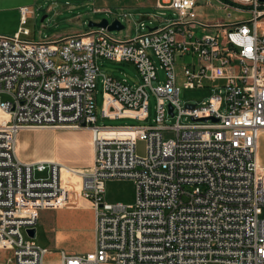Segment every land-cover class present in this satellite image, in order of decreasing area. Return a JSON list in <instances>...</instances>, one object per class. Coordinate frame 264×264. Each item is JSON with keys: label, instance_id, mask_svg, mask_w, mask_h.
<instances>
[{"label": "built area", "instance_id": "2783aa9c", "mask_svg": "<svg viewBox=\"0 0 264 264\" xmlns=\"http://www.w3.org/2000/svg\"><path fill=\"white\" fill-rule=\"evenodd\" d=\"M218 1L225 9L233 5ZM199 2L159 0L157 9L174 11L166 25L125 41L105 28L45 42L27 39L24 26L14 36L0 35V111L8 116L0 126V251L13 254L11 264H45L48 249L24 231L37 226L41 211L68 205L63 171L82 180V196L96 216V251L63 253V264H264V2L236 0L253 14L251 21L216 24L222 36L201 38L196 31L210 26L198 17ZM21 13L24 25L33 12ZM98 58L134 64L142 82L102 75ZM179 66L185 89L220 81L218 93L201 107L184 106ZM100 79L104 119L147 121L152 91L154 124L99 125ZM170 117L178 118L171 127ZM87 128L94 151L88 170L17 155L22 131ZM167 130L177 137L164 141ZM139 142L146 143L142 157ZM111 179L135 182L134 204L105 201Z\"/></svg>", "mask_w": 264, "mask_h": 264}, {"label": "rangeland", "instance_id": "374dc122", "mask_svg": "<svg viewBox=\"0 0 264 264\" xmlns=\"http://www.w3.org/2000/svg\"><path fill=\"white\" fill-rule=\"evenodd\" d=\"M229 4H233L231 8L225 7L218 0H200L196 12L199 19L210 26V28H203L196 31V36L201 38L207 34L223 35L224 28L216 29L213 26L221 24L225 26L241 24L251 21L253 14H251L247 7L235 2L236 0H221ZM238 1V0H237ZM157 0H0V35L14 36L19 28L24 26L29 29L31 35L27 39L35 42H45L60 39L75 34H84L92 30L89 27L90 22H101L102 20H109L111 23L119 20L125 26L122 31H114L112 35L118 40H128L138 35L149 32L151 29L161 28L166 25L168 18L174 15V11L170 9L159 10L156 8ZM241 7L242 10H237ZM22 8H28L33 13L29 14L26 18V23L22 24ZM99 9V11H95ZM263 23L260 26L259 33L264 35V18L261 19ZM145 24V30L142 29L141 24ZM249 26L254 30V24L250 23ZM191 61L188 57L185 63ZM97 64L99 65L102 75H111L120 80H127L130 85H139L142 82L141 75L132 63L128 62H115L105 58H98ZM182 65L183 62H178ZM180 88V98L183 105H199L200 107L204 102L208 101L212 96L218 93L222 82L216 81L211 83L210 87L185 89V77L182 67H178ZM160 78L165 80V72H159ZM156 85V84H155ZM149 119L147 121H138L133 119H118L110 120L102 117V109L104 106L105 87L101 79L98 82L96 89L97 99V117L98 124L101 126H145L154 124V119L157 117V97L152 91H149ZM7 95H2V101H8ZM4 114V113H2ZM1 120V116H0ZM178 118L170 117L166 122L169 127L177 124ZM192 123V120L182 119L183 124ZM47 133L48 135H63L67 140H72L70 136L74 134H86V141L90 139V133L85 130H32L31 133L37 132ZM46 134H37L34 137L37 148H29L23 152L19 151V137L17 154L20 160H26V157L39 156L42 157L50 153L51 148L48 146L47 150L43 146L49 142H53V138L46 140ZM177 133L172 130H167L163 133L164 141L175 139ZM261 138V137H260ZM260 145V141H259ZM69 150L67 148H60L54 150L55 154L74 158L77 153L72 146ZM88 151L91 153V143L88 142ZM146 143L139 142L137 146V154L139 156L145 155ZM86 153V151H85ZM82 156V154H81ZM32 161V160H31ZM24 162V161H23ZM34 162V161H32ZM84 170V169H79ZM47 174H37V177H46ZM105 201L109 204L123 203L132 205L137 199L136 184L132 179H111L105 184ZM39 222V221H38ZM25 235L26 232L24 231ZM37 242L45 246L43 243V236L37 237ZM114 264V263H108Z\"/></svg>", "mask_w": 264, "mask_h": 264}, {"label": "crops", "instance_id": "0c3cea01", "mask_svg": "<svg viewBox=\"0 0 264 264\" xmlns=\"http://www.w3.org/2000/svg\"><path fill=\"white\" fill-rule=\"evenodd\" d=\"M84 130L90 133L91 142L90 139L89 141L85 139L87 138V133L74 134L70 136L72 140H67V137L60 134L50 136L40 131L37 133L22 131L19 135L18 149L19 151L23 150V152L29 148L38 149L34 137L37 134H46V140L51 137L54 139L50 145L47 142L43 146L46 150L50 146L49 148L51 149L48 148L50 153L42 157H26V160H23L24 162L52 161L60 163L65 167L88 170L94 164V151L91 130L89 128ZM260 137L259 161L264 166V131ZM88 142L91 143V153L87 148ZM70 146L77 153L74 158L60 156L54 153V150L59 151L60 148H67L66 150H69L71 148ZM18 157L20 158L19 155ZM62 181L64 188L70 192L68 205L57 209L41 211L39 222L35 227L37 237L43 236V244L45 246L40 245L37 242V238L35 239L36 243L48 249V253L45 256V264H63V253L81 256L96 251V216L92 204L82 196V180L67 171H63ZM12 257L13 254L10 251H0V264H11Z\"/></svg>", "mask_w": 264, "mask_h": 264}, {"label": "water", "instance_id": "95a60500", "mask_svg": "<svg viewBox=\"0 0 264 264\" xmlns=\"http://www.w3.org/2000/svg\"><path fill=\"white\" fill-rule=\"evenodd\" d=\"M261 2H264V0H260ZM89 27L94 29V28H105L110 32H114V31H122L125 29V26L122 24L121 21L119 20H115L114 22H110L109 20H102L101 22H90L89 23ZM190 108H194L195 105H189ZM169 112L171 113V115H173V107L172 105H169ZM201 121H207V119H203ZM215 122H217L218 120H213ZM27 235L32 238V239H36L37 238V230L36 228L34 229H29L26 231Z\"/></svg>", "mask_w": 264, "mask_h": 264}, {"label": "bare ground", "instance_id": "6f19581e", "mask_svg": "<svg viewBox=\"0 0 264 264\" xmlns=\"http://www.w3.org/2000/svg\"><path fill=\"white\" fill-rule=\"evenodd\" d=\"M0 116H1L0 126L5 125L8 120V116L6 114H2L1 111H0Z\"/></svg>", "mask_w": 264, "mask_h": 264}]
</instances>
